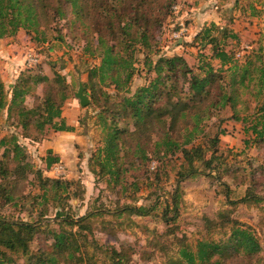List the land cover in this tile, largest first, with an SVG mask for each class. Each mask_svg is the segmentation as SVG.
I'll return each instance as SVG.
<instances>
[{
    "label": "trees",
    "instance_id": "obj_1",
    "mask_svg": "<svg viewBox=\"0 0 264 264\" xmlns=\"http://www.w3.org/2000/svg\"><path fill=\"white\" fill-rule=\"evenodd\" d=\"M176 1L0 0V37L13 36L19 29H24L44 42L51 30L46 31V27L66 14H70V23L75 25L78 22L77 25L82 26V34L89 40L83 50L89 56L99 58V63L88 66V79L83 84L90 90L89 104L101 108L96 116L102 145L91 156L89 164L97 179L106 180L117 195L126 197L131 186L136 190L139 188L138 181L123 184L130 167L136 169L137 164L145 166L152 157L162 161L181 152L189 169L177 172L179 177L170 198L162 199L161 216L165 222L175 221L178 216L181 180L197 173L212 175L217 180L221 178L220 171L225 163L222 155L215 153L216 138L206 147L194 143L204 132V121L208 117L220 109L229 108L232 117L241 121L244 132L250 135L245 143L264 144L263 45L249 48L240 59L233 50L227 52L220 47L218 36H228V28L211 24L196 35L202 45H210L212 51L210 58L199 54L195 69L181 55L150 60L155 49V42H152L155 26L161 25ZM139 52L144 54L142 65L147 82L133 90L128 82L136 74L133 65ZM211 58L219 60L220 68L213 67ZM223 71L228 73L223 76ZM40 80L46 88L41 98H35L30 107L25 105L23 97L30 90V87L24 88L27 79H20L19 85L13 84L9 100L0 80V113L5 108L6 118L13 117L12 123L23 131L30 128L40 131L46 125L68 130L62 124L56 126L55 122L67 98L64 76L58 73L53 78L37 76L33 84ZM102 85L112 86L113 92H103ZM240 106L243 115L237 109ZM9 137L0 138V149L3 148L0 155V201L18 207L26 198L19 194V186L28 179L30 172H34L40 187L31 195L28 209L39 206L42 210L33 221L16 220L11 214L0 212V264H96L93 258L96 250L107 255V264H130V256L123 246L107 247L96 242L92 222L99 217L102 224L110 225L111 220L103 217L105 214L115 217L125 213L148 215L158 207L160 196L147 206L123 203L110 211L103 204L93 205L84 214L72 216L64 208L68 182L44 178L40 168L34 169L16 134ZM43 159L46 170L58 161L51 149ZM196 161L203 164V171L197 170ZM180 165L183 167V162ZM212 170H216L215 174ZM231 174L234 175V170ZM9 177L13 178L12 183L8 182ZM219 184L224 188L230 208L220 209L214 218L204 217V234L193 243L185 234L177 236L169 232L175 251L167 254L165 264H262V244L252 227L232 217L231 213L232 207L238 203L260 205L264 197L254 191L256 183L246 188L244 196L238 199L229 197L230 189L226 183ZM118 185L121 186L116 190ZM151 185L153 182H148V186ZM115 202L119 203L118 200ZM48 203L55 211L52 218L45 219L43 207L47 205L48 208ZM49 220L57 227L42 228L49 225ZM102 229L106 230V227ZM42 232L50 233L51 238ZM34 236H38L37 243L31 249ZM171 243L156 242L155 245L164 250ZM88 246L93 251H89Z\"/></svg>",
    "mask_w": 264,
    "mask_h": 264
},
{
    "label": "rangeland",
    "instance_id": "obj_2",
    "mask_svg": "<svg viewBox=\"0 0 264 264\" xmlns=\"http://www.w3.org/2000/svg\"><path fill=\"white\" fill-rule=\"evenodd\" d=\"M69 20L70 14H66L63 18L56 19V22L50 23L46 31L48 28L51 30L48 31L47 40L44 42L35 39L34 33H27L24 29H19L13 36L0 37V80L4 84L7 100L11 96L13 84L19 85L20 79H27L24 88L30 87V90L23 97L25 105L30 107L35 98H41L46 88L41 80L33 84L34 79L37 76L53 78L55 73L61 74L67 84V98L62 103L60 116L55 122L56 126L62 124L69 129L59 130L46 125L40 131L33 128L23 131L19 125L12 123L13 117L6 118L4 108L0 113V138H10L11 134H16L18 143L28 153L34 169L40 168L44 178L68 182L69 190L64 198V208L72 216L84 214L93 205L103 204L110 211L123 203L147 206L156 200V196H160L158 207L148 215L125 213L115 217L105 214L103 217L111 220L110 225L102 224L99 217L94 218L93 234L97 243L107 247L123 246L130 256V264H165L167 254L175 251L169 232L177 236L185 234L188 241L193 243L204 234V217L214 218L220 209L230 208L226 203L224 188L219 183L224 182L229 186L231 199L244 196L245 189L252 187L254 183L256 194L264 197V144L245 143L250 135L244 132L241 121L232 117L229 108L220 109L208 117L204 121V132L194 142L206 147L216 138L215 153L222 155V161L225 163L222 168L227 167L228 170L221 168L219 180L212 175L199 173L181 180L182 196L175 221H163L161 210L164 204L162 199L170 198V192L179 177L177 172L189 169L180 151L162 161L152 157L145 166L137 164L139 167L136 169L130 167L123 184L138 181L139 188L136 190L129 186L126 197L117 195L106 180L97 179L91 172L90 165L91 156L102 145L101 128L97 124L96 116L101 108L90 104L81 106L75 92L79 82H87L88 66L99 63V58L89 56L83 50L89 40L82 34V26H78V22L74 25ZM211 24L228 28V36H218L220 47L227 52L233 50L235 56L242 59V55L249 48L264 46V0H177L172 3L161 25L155 26L152 38L155 49L150 60L156 61L159 56L181 55L185 57L188 65L195 69L199 54L210 58V45L203 46L201 39L196 35ZM181 26L185 27V31L180 35L174 34ZM137 56L138 59L133 65L136 74L132 81L128 82L133 90L147 82L146 71L142 65L144 54L139 52ZM210 60L215 69L220 68L219 60ZM227 73L228 71H223L221 74L225 76ZM236 73L235 75H238ZM101 90L113 92V87L102 85ZM84 92L89 97L90 90L84 88ZM237 109L240 115L244 114L241 106ZM49 149L58 157V161L46 170L43 158ZM212 150L213 148L209 152ZM2 152L3 148L0 149V155ZM182 162L184 166L180 167ZM124 164L129 166L126 161ZM194 165L199 172L203 171L202 163L196 161ZM214 165L215 162L212 166ZM232 169L234 175L231 174ZM215 172L216 170H212V174ZM34 176V172H30L28 179L20 184L19 194L26 198L20 201L18 207L0 201L2 214H11L16 220L36 219L37 213L42 209L39 210V206H36V209H28L31 195L37 193L40 187ZM12 180V177L8 178L9 183H12ZM148 182H153V185L148 186ZM120 186L118 185L116 190ZM116 200L119 203H116ZM260 203H238L232 207L231 214L252 227L262 244L261 257L264 264V200ZM48 204V208L47 205L43 207L45 219L54 216L55 209L51 203ZM50 226L57 227L49 220V225L42 228ZM103 226L106 230L102 229ZM41 234L51 238L50 233ZM37 237L32 239L31 249L37 243ZM156 242L171 244L160 250V247L155 245ZM88 248L93 251L91 247ZM93 258L96 264L108 262L107 255L98 250Z\"/></svg>",
    "mask_w": 264,
    "mask_h": 264
},
{
    "label": "water",
    "instance_id": "obj_3",
    "mask_svg": "<svg viewBox=\"0 0 264 264\" xmlns=\"http://www.w3.org/2000/svg\"><path fill=\"white\" fill-rule=\"evenodd\" d=\"M75 97L78 98L81 106H86L90 102L88 95L84 92V87L81 82H79L78 89L75 92Z\"/></svg>",
    "mask_w": 264,
    "mask_h": 264
},
{
    "label": "built area",
    "instance_id": "obj_4",
    "mask_svg": "<svg viewBox=\"0 0 264 264\" xmlns=\"http://www.w3.org/2000/svg\"><path fill=\"white\" fill-rule=\"evenodd\" d=\"M185 31V27L181 26L176 32H174V34L176 33L177 35L182 34Z\"/></svg>",
    "mask_w": 264,
    "mask_h": 264
}]
</instances>
